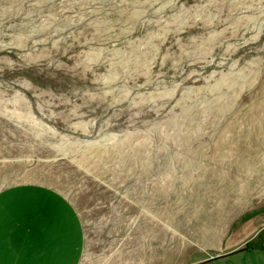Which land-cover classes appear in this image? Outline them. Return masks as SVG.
<instances>
[{
  "label": "rangeland",
  "instance_id": "1",
  "mask_svg": "<svg viewBox=\"0 0 264 264\" xmlns=\"http://www.w3.org/2000/svg\"><path fill=\"white\" fill-rule=\"evenodd\" d=\"M64 194L81 264H264V0H0V184Z\"/></svg>",
  "mask_w": 264,
  "mask_h": 264
},
{
  "label": "crops",
  "instance_id": "2",
  "mask_svg": "<svg viewBox=\"0 0 264 264\" xmlns=\"http://www.w3.org/2000/svg\"><path fill=\"white\" fill-rule=\"evenodd\" d=\"M84 242L64 194L35 182L0 184V264H81Z\"/></svg>",
  "mask_w": 264,
  "mask_h": 264
}]
</instances>
